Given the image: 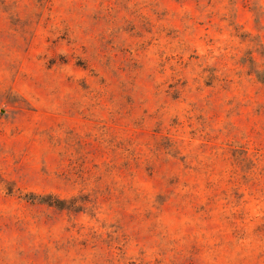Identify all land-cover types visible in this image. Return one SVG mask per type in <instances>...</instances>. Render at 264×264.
Instances as JSON below:
<instances>
[{
	"label": "rangeland",
	"instance_id": "374dc122",
	"mask_svg": "<svg viewBox=\"0 0 264 264\" xmlns=\"http://www.w3.org/2000/svg\"><path fill=\"white\" fill-rule=\"evenodd\" d=\"M0 264H264V0H0Z\"/></svg>",
	"mask_w": 264,
	"mask_h": 264
}]
</instances>
